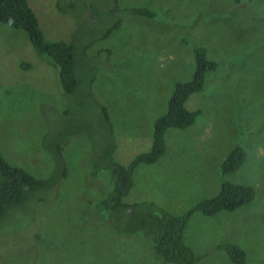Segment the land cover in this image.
Returning a JSON list of instances; mask_svg holds the SVG:
<instances>
[{
	"label": "rangeland",
	"instance_id": "rangeland-1",
	"mask_svg": "<svg viewBox=\"0 0 264 264\" xmlns=\"http://www.w3.org/2000/svg\"><path fill=\"white\" fill-rule=\"evenodd\" d=\"M27 1L46 40H71L76 21L55 8L56 0ZM117 4L147 7L156 16L125 18L108 40L93 45L118 53L103 62L95 60L93 69L78 74L85 79L84 96L106 109L120 164L127 166L148 149L152 122L165 110L173 83L189 80L192 74V49L204 47L217 63L206 76L205 90L186 103L190 111L201 110L198 120L207 115L215 119L207 125L167 131L163 156L133 170L134 186L123 201H150L181 214L218 193L225 178L216 168L227 150L217 142L224 133L234 144L246 140L244 165L225 180L252 185L256 198L233 213L210 218L195 214L185 241L202 257L198 264H233L217 249L226 243L245 250L250 264H264V167L259 166L264 155V0H117ZM88 55L94 58L97 52L89 49ZM58 88L56 69L39 59L26 34L0 24V153L10 165L37 178H46L51 169L39 147L48 130L40 110L66 109L62 97L53 98ZM86 123L94 132L99 130V113ZM94 132L91 141L86 135L67 140L63 148L67 178L57 187L55 199L37 211L43 222L48 221L46 236L39 238L50 248L27 238L22 228L28 225L27 218L18 223L14 219L0 230V264H34L39 254L47 257L46 251L52 253L48 264H163L153 258L139 234L122 237L108 224L91 232L83 227L86 206L81 201L96 202L111 185L106 174L91 179L89 156L98 150L93 143L100 134Z\"/></svg>",
	"mask_w": 264,
	"mask_h": 264
},
{
	"label": "trees",
	"instance_id": "trees-1",
	"mask_svg": "<svg viewBox=\"0 0 264 264\" xmlns=\"http://www.w3.org/2000/svg\"><path fill=\"white\" fill-rule=\"evenodd\" d=\"M55 8L61 13L72 15L76 21L77 28L69 42L46 40L27 0H0V24L26 34L39 59L56 69L59 91L53 93V98L62 97L66 103V109L62 112L46 107L40 110L48 128L39 146L51 162L46 178H37L21 167L10 165L0 153V230L14 219L18 223L22 218H27L28 225L22 226L27 238L50 248L46 241L39 238V235L46 236L44 229L49 228V224L40 219L37 211L55 199L57 187L67 178L68 166L63 149L65 143L70 137L80 135H86L91 141L94 131L86 120L98 112L100 128L94 133L100 134L97 142L93 143L98 145V150L89 156L90 175L93 181H97L106 174L111 185L107 187L106 195L96 202L89 198L81 201L86 206L81 215L83 227L91 232L98 225L108 224L122 237L139 234L151 247L153 258L163 264H198L202 257L197 256L185 241L186 228L191 218L195 214L210 218L221 212L233 213L249 206L256 198L252 185L225 180L244 165L248 152L242 143H247L246 140L234 144L224 133V139L217 142L227 150L216 168L225 178L219 185L218 193L201 200L181 214L174 215L150 201L128 204L123 199L134 186L133 170L141 164H155L163 156L167 131L186 130L196 123L207 125L215 119L214 115H207L198 120L201 110L190 111L186 103L193 95L205 90L206 76L216 70L217 63L208 57L204 47L192 49L193 70L189 80L173 83L165 110L152 122L148 149L137 154L124 166L115 159L116 137L111 133L112 124L106 109L91 97L84 96L82 84L85 79L78 72L93 69L91 66L95 60L103 62L118 53L113 48L98 49L93 45L108 40L120 29L125 18L134 16L152 19L156 13L147 7L120 8L117 0H56ZM136 34L134 32L133 36ZM89 49L96 50L94 58L88 55ZM30 67L23 65V68ZM101 139L105 141L100 144L98 140ZM260 165L264 167V155L260 158ZM85 187V196H88L89 188ZM217 249L224 252L233 264H250L246 251L237 244H221ZM46 253L47 257L39 254L38 262L34 264H48L47 259L51 258L52 253ZM252 263L255 264L254 261Z\"/></svg>",
	"mask_w": 264,
	"mask_h": 264
}]
</instances>
